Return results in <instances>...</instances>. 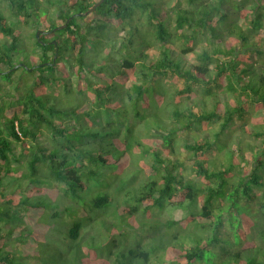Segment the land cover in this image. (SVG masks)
<instances>
[{"label":"trees","instance_id":"16d2710c","mask_svg":"<svg viewBox=\"0 0 264 264\" xmlns=\"http://www.w3.org/2000/svg\"><path fill=\"white\" fill-rule=\"evenodd\" d=\"M99 1L0 0V264H264V148L252 162L224 138L239 123L264 140V121L248 119L264 113V0H104L77 15ZM110 107L140 123L103 121ZM135 153L148 178L125 190ZM169 208L188 214L157 215Z\"/></svg>","mask_w":264,"mask_h":264},{"label":"rangeland","instance_id":"374dc122","mask_svg":"<svg viewBox=\"0 0 264 264\" xmlns=\"http://www.w3.org/2000/svg\"><path fill=\"white\" fill-rule=\"evenodd\" d=\"M165 1H167V4H166ZM178 1L179 0H164L166 8H171V6H173ZM182 5L185 6V4L183 2H182ZM240 21L242 23L243 19H240ZM39 28H41V27H39ZM33 29H35V28L34 27H23L22 31H23V34L26 37H29L30 34L34 32ZM125 31L126 30L119 29L118 32H117V36H124L125 35ZM260 35L264 38V31H262ZM35 44L36 43H35V39H33V36L30 39L27 40V45H28V48L30 50L33 49ZM147 52H149V54L153 58H156L159 55V51L156 48H152L150 50L148 49ZM114 54H115L116 57L120 56V54L118 52H116ZM176 54H177V52H176ZM184 60L186 61V64H195V63H197L196 56H195L194 53H190V54L186 55ZM261 62L262 61H260V64L257 66L258 71L261 70V64H262ZM20 63H22V62H20ZM139 77H140V75H139ZM162 82H163V84L166 87L170 84L168 79L162 80ZM129 85H130V81L126 84V87H128ZM178 86H182V83L178 82ZM47 92L58 95V94L62 93V88H61V86L53 85V86H50V87L47 88ZM76 98L77 97L73 96V94L68 95V96H66L64 94L59 95V100H62L63 102L72 103L73 101L76 100ZM188 103H190V102H188ZM230 103L232 105H234V104H236V101L233 99V100L230 101ZM110 109L111 110H109V111H110V113H112L114 111L113 109H115V108L110 107ZM261 113H262V115H261ZM103 115H104L103 121H105L106 117H107V119L115 118L116 121H117L116 125L120 124L121 121L126 122V124H130V122L131 123H136V124L140 123V122L137 123L138 122V118H135L133 110H131V112L128 115H126L125 117L124 116H119L116 113H112L111 114L112 117H111L109 112H106V111L104 112ZM260 116L262 117V119H261ZM248 119L250 121L249 124H250L251 127H254V128L261 127L259 125H261V120L264 121V113L260 112V111L256 112L254 110V108L251 107L250 114L248 115ZM217 125H218V122H215V123L213 122L212 124L210 123V125L207 127V130H212V132L215 131V130H218V126ZM244 125L245 124H242V126H244ZM242 126L239 123L231 125V127H229V129L225 133L224 138H225V140H228L229 146L232 149H234L236 152H238L237 151L238 150V146L240 144H242V146L245 147V151L247 152L246 154L250 157L249 159L252 160V162H254L253 161V155L258 157L259 151L260 152L263 151L264 140L263 139H258L255 136L249 134L248 132H243L242 131ZM141 128L142 127L138 128V131H140ZM205 130H206V128L204 127V129H202V131H205ZM184 134H185V131H183L180 134L179 144L176 147V154H177V157L179 156L180 159H184L186 161V163H185L186 166H190L191 163L189 162V155L191 153L189 152V150L186 149V147L183 146V144L185 142V136H186ZM104 141H105V139H104ZM251 145H254L257 148L256 150H254V152L251 151V150H253L250 147ZM209 154H210L209 157L213 158V157H216L218 155V151H217V149L214 148V149L210 150ZM218 157H219V159H226L227 154L225 152H220ZM229 158H230V156H229ZM148 159H149L148 156L144 157L145 161H147ZM125 160H126V169H125V172L122 173L121 175H122V179L124 180V184H125L124 185V189L127 190V189H130L131 187H134L136 185H140L143 181L147 180L148 177L145 174L144 170H141V165L138 163V160H140L138 153H135L134 155H131V156H127L125 158ZM101 169H103V171H102V174H103L102 176L103 177L101 178V180L104 179V178H107L108 182H110L111 181V176H109V175L114 173V168L107 167V168H101ZM107 176H109V177H107ZM188 177H192V178H194V179H196L198 181L201 180L199 177L194 176L189 171H188ZM119 181L120 180H117L116 182L119 183ZM100 183H101V181L99 180L97 182H94L92 186L93 187H97L98 185H100ZM123 193L124 192H122L120 197H122L124 195ZM125 201L126 200L120 199L121 205H124ZM189 205H193V204H189ZM199 205H200V203H199ZM256 205L259 206V204H257V203H256ZM250 206H252V205H250ZM157 210H158V214L157 215H160V216L168 218V219L169 218H180V217H184V216H186L188 214V212H187V210H185V208H183V209L169 208V210L165 211L164 213H162L161 209H157ZM114 215H115V212H113L112 214L107 213V215L104 218L109 222L114 217ZM251 216H253V215H251ZM258 216L259 215H257V218H258ZM259 219H260V217H259ZM25 220H26V217H25ZM11 224L15 227V232H16L15 234L16 235L19 234L18 232H23L27 228L26 223L24 222V217L14 219ZM257 229H258V227L256 229H254V230L257 231ZM92 230H93L92 225H88L87 227H85L83 235L85 237H87L88 235H90L93 232ZM153 231H154V229H153ZM253 232H255V231H253ZM188 234L189 233L187 232L186 235L183 236V238L187 237ZM53 238L57 239L56 235L52 234L49 237L50 240H52ZM133 240H134V237H131L130 238V242H132Z\"/></svg>","mask_w":264,"mask_h":264},{"label":"water","instance_id":"95a60500","mask_svg":"<svg viewBox=\"0 0 264 264\" xmlns=\"http://www.w3.org/2000/svg\"><path fill=\"white\" fill-rule=\"evenodd\" d=\"M103 1H104V0H100V1H99L97 4H95L90 10H88V11H86V12L78 13L77 15H78V16H86V15L89 14L90 12L94 11L99 5H101V4L103 3ZM74 16H75V15L71 16L70 18H68L65 24H63V25H61V26H59V27L54 28L52 31L54 32V31H57V30H61V29L66 28L67 25H68V23L70 22V20H71ZM42 32H46V31L39 30V31H37L36 36H37V38H38V40H39L40 42L44 43V42L40 39V35H41ZM52 43L56 45V44H57V41H56V40H53ZM57 54H58V47L56 46V54H55V56H54V61H55L56 58H57ZM42 65H43V64H42ZM19 66H24V63H20V64L17 65L16 67H19ZM32 70H33V68H30V71H32Z\"/></svg>","mask_w":264,"mask_h":264},{"label":"clouds","instance_id":"9594fccd","mask_svg":"<svg viewBox=\"0 0 264 264\" xmlns=\"http://www.w3.org/2000/svg\"><path fill=\"white\" fill-rule=\"evenodd\" d=\"M44 31V30H43ZM46 32H48V31H46Z\"/></svg>","mask_w":264,"mask_h":264}]
</instances>
